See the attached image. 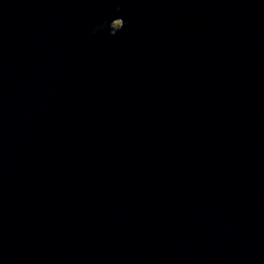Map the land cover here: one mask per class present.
<instances>
[{
    "label": "water",
    "instance_id": "obj_1",
    "mask_svg": "<svg viewBox=\"0 0 264 264\" xmlns=\"http://www.w3.org/2000/svg\"><path fill=\"white\" fill-rule=\"evenodd\" d=\"M0 264H264V0H0Z\"/></svg>",
    "mask_w": 264,
    "mask_h": 264
},
{
    "label": "rangeland",
    "instance_id": "obj_2",
    "mask_svg": "<svg viewBox=\"0 0 264 264\" xmlns=\"http://www.w3.org/2000/svg\"><path fill=\"white\" fill-rule=\"evenodd\" d=\"M113 27L114 28H117L121 25V20H115L113 23H112Z\"/></svg>",
    "mask_w": 264,
    "mask_h": 264
}]
</instances>
